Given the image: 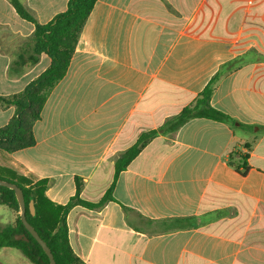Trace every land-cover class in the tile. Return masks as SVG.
I'll return each instance as SVG.
<instances>
[{
  "label": "crops",
  "instance_id": "1",
  "mask_svg": "<svg viewBox=\"0 0 264 264\" xmlns=\"http://www.w3.org/2000/svg\"><path fill=\"white\" fill-rule=\"evenodd\" d=\"M22 2L45 24L68 0ZM32 32L0 0V97L50 64L41 54L8 74ZM235 59L210 100L234 124L192 119L151 139L119 174L114 201L69 209L68 237L83 264H264V0H97L33 124L34 146L0 151V166L46 180L56 205L76 194L98 202L115 160ZM14 111L0 103V128ZM233 153L247 157L244 176L228 165Z\"/></svg>",
  "mask_w": 264,
  "mask_h": 264
},
{
  "label": "trees",
  "instance_id": "2",
  "mask_svg": "<svg viewBox=\"0 0 264 264\" xmlns=\"http://www.w3.org/2000/svg\"><path fill=\"white\" fill-rule=\"evenodd\" d=\"M7 1L21 20L33 26L31 36L22 44L9 65V75H19L24 66L36 64L41 54H45L50 60L46 70L29 82L20 93L0 97L2 105L13 106L15 109L14 115L0 128V151L12 153L34 146L33 124L39 120L49 92L65 76L81 30L97 0H68L66 10L45 24H40L36 20L22 0ZM241 63L240 59H235L221 65L191 105L184 107L157 129L140 134L136 142L115 160L112 183L98 202L82 201L76 194L66 205H56L45 195L46 180L33 182L12 169L0 166V179L21 189L25 202V218L45 242L56 264H83L69 243L66 222L69 209L74 205H81L87 209L100 208L107 202L114 201L112 193L119 174L151 139L158 135H170L192 119L234 124L231 117L212 107L210 100L218 80L237 69ZM236 154L230 155L228 165L244 176L249 169L247 157L239 155L234 159ZM30 202H33L34 206L33 215L29 211ZM0 205L8 207L16 214L13 224H4L0 221V249H17L31 264H49L41 247L22 225L18 203L12 190L0 187ZM20 234L25 235L27 241L16 240L15 236Z\"/></svg>",
  "mask_w": 264,
  "mask_h": 264
},
{
  "label": "water",
  "instance_id": "3",
  "mask_svg": "<svg viewBox=\"0 0 264 264\" xmlns=\"http://www.w3.org/2000/svg\"><path fill=\"white\" fill-rule=\"evenodd\" d=\"M0 187L7 188V189L12 190L14 192V195H15L16 201L18 203V207H19V218H20L22 225L24 226L26 231L31 235V237L41 247V249L43 250V252L45 253V255L48 258L49 264H56L55 260L53 258V255H52L51 251L49 250V248L47 247V245L45 244V242H43V240L38 236V234L36 233L34 228L27 222V220L25 218V202H24V197H23V193H22L21 189L19 187H17L15 184L9 183V182L1 180V179H0ZM29 211L32 215L34 214L33 202H30V204H29ZM15 239L27 241V238L23 234L15 236Z\"/></svg>",
  "mask_w": 264,
  "mask_h": 264
},
{
  "label": "rangeland",
  "instance_id": "4",
  "mask_svg": "<svg viewBox=\"0 0 264 264\" xmlns=\"http://www.w3.org/2000/svg\"><path fill=\"white\" fill-rule=\"evenodd\" d=\"M7 67V71H8ZM9 74V73H8ZM14 212L4 205H0V221L9 223ZM0 264H31L19 250L14 248L0 249Z\"/></svg>",
  "mask_w": 264,
  "mask_h": 264
}]
</instances>
